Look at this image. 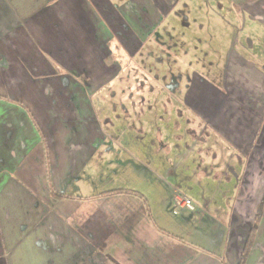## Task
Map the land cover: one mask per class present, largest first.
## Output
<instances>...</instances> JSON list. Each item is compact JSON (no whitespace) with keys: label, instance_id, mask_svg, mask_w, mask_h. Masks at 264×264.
<instances>
[{"label":"crops","instance_id":"obj_1","mask_svg":"<svg viewBox=\"0 0 264 264\" xmlns=\"http://www.w3.org/2000/svg\"><path fill=\"white\" fill-rule=\"evenodd\" d=\"M157 32L175 53L155 63L187 66L132 87ZM263 33L264 0H0V264H239L264 192ZM251 78L261 97L233 92ZM157 90L178 99L155 119ZM245 264H264V215Z\"/></svg>","mask_w":264,"mask_h":264},{"label":"rangeland","instance_id":"obj_2","mask_svg":"<svg viewBox=\"0 0 264 264\" xmlns=\"http://www.w3.org/2000/svg\"><path fill=\"white\" fill-rule=\"evenodd\" d=\"M162 31V29H161ZM160 34V32H157V39H151L150 41L147 42V46L145 49H143V52L144 53V57L142 58L141 56H136L133 60V63L132 65L130 66V68H123V75H127L128 77L131 76V79L133 80V86L132 87H143V88H149V89H160L161 86L163 87H166V84L164 82V79H162L161 77V71L163 70H170L172 68H183L184 66H187V64H185L183 66L182 63H175V61H167L166 63L164 64H161V63H155V60H159V55H161V52L163 50H165V54H169L172 56V53H175V48L172 46L170 48H165V49H161L163 48L165 45L162 44L161 42V39L158 38V35ZM263 36H264V33H263ZM262 35H259V41L262 42V40H264V37ZM162 44V47L160 46ZM159 45V49H156L154 51L155 55L154 54H151L150 57H149V54L150 52H152V49L151 47H154V46H157ZM260 47H263V44H260ZM239 49V47H238ZM223 49H221V52H222ZM259 51L261 49H258ZM142 55V54H140ZM148 56V57H147ZM158 57V59H157ZM255 59H257L255 57ZM253 61H257V60H253ZM152 64V65H150ZM201 64V63H200ZM256 64H258V62H256ZM154 65V70L152 69V66ZM205 67V70H207V67L204 65ZM159 69V70H157ZM218 69V66L215 64V68H214V71L216 72ZM166 75V74H165ZM212 76V75H211ZM166 78V77H165ZM213 78V76H212ZM245 80V78H243ZM216 84H219L220 81H218L217 79H212ZM262 80V79H261ZM261 80H258V79H248V82H249V86H244L246 81H244V83H242V79H239V82H238V85H235L234 86V89H233V92H238V90L242 89H246L248 90V92H252L256 97L257 96H262L261 95V92H262V87L261 86ZM231 80H229L230 82ZM234 81V80H233ZM127 81L124 80V79H121V80H118V81H114L113 84H118L119 86H122L124 87V84L126 83ZM130 82V81H128ZM232 83V82H230ZM171 84L174 86L176 84H178V81L171 78ZM178 87H180L178 85ZM181 88V87H180ZM160 90H157L155 93H157V95H153V94H148L146 96H140V98L144 99V103L145 104H151L153 106H156L157 109H156V115L151 114L150 113V118H153V116H155L156 118L155 119H158V115H162V109H163V104H168V105H174V106H177V103L175 104L174 101H177L178 98L174 99V101H170V98L169 97H164V102L161 103V93H159ZM242 92V91H241ZM249 95H247L248 97ZM232 99H238V102L241 100L240 99V95H233L231 94L230 96V102L232 101ZM234 104H235V101H232ZM229 106H230V103H229ZM229 108H223V113H226L228 111ZM171 110V109H170ZM241 110V109H240ZM239 111H236L235 112L237 113V116L233 119V123L237 121V117H238V113L241 114V112ZM170 114V113H169ZM168 115V114H167ZM229 115V114H228ZM171 116V121L173 122H176L175 119L178 117L177 116V111L176 109H172L171 110V114L169 115ZM189 116L187 114H183L182 116V119L179 118L178 119V122L182 124V126L185 125V122H187ZM230 121V118H228L227 120H225V123L229 126V122ZM162 124V123H161ZM225 132V131H223ZM217 138V137H216ZM199 146V145H198ZM197 146L198 149L196 150H199V147ZM209 147L212 148V150L214 151V153L216 154H222L224 153L225 151L223 149H215L213 147V145L209 144ZM205 149V148H204ZM207 152V150H205ZM197 151H195L196 153Z\"/></svg>","mask_w":264,"mask_h":264},{"label":"trees","instance_id":"obj_3","mask_svg":"<svg viewBox=\"0 0 264 264\" xmlns=\"http://www.w3.org/2000/svg\"><path fill=\"white\" fill-rule=\"evenodd\" d=\"M114 191H127L129 193H133L135 195L141 196V198H144L143 195H141L139 192L133 191V190H114ZM55 196L61 197V196H63V194L55 193ZM144 200L147 203V200L146 199H144ZM263 215H264V192H263V195L261 197L258 209H257L256 214H255L254 224H253V226H252V228H251V230L247 236L246 244H245L244 251H243V258L241 259L239 264H245L246 257L248 256V254L252 248V245H253L254 239H255V234H256L258 225H259L260 220H261Z\"/></svg>","mask_w":264,"mask_h":264},{"label":"built area","instance_id":"obj_4","mask_svg":"<svg viewBox=\"0 0 264 264\" xmlns=\"http://www.w3.org/2000/svg\"><path fill=\"white\" fill-rule=\"evenodd\" d=\"M175 200L180 208L194 209L193 201L181 193L176 194Z\"/></svg>","mask_w":264,"mask_h":264}]
</instances>
